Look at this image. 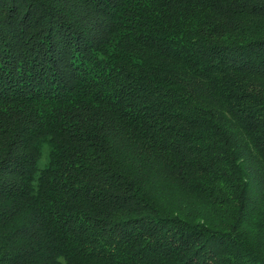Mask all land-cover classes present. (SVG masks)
<instances>
[{
	"label": "trees",
	"instance_id": "trees-1",
	"mask_svg": "<svg viewBox=\"0 0 264 264\" xmlns=\"http://www.w3.org/2000/svg\"><path fill=\"white\" fill-rule=\"evenodd\" d=\"M0 264H264V0H0Z\"/></svg>",
	"mask_w": 264,
	"mask_h": 264
},
{
	"label": "rangeland",
	"instance_id": "rangeland-1",
	"mask_svg": "<svg viewBox=\"0 0 264 264\" xmlns=\"http://www.w3.org/2000/svg\"><path fill=\"white\" fill-rule=\"evenodd\" d=\"M44 156V155H43Z\"/></svg>",
	"mask_w": 264,
	"mask_h": 264
}]
</instances>
